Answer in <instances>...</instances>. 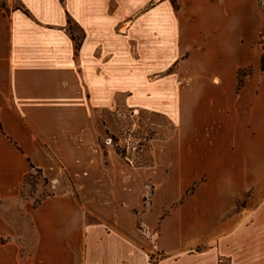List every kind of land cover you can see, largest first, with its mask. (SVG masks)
<instances>
[{
	"label": "crops",
	"instance_id": "crops-1",
	"mask_svg": "<svg viewBox=\"0 0 264 264\" xmlns=\"http://www.w3.org/2000/svg\"><path fill=\"white\" fill-rule=\"evenodd\" d=\"M148 1L0 0V200L21 196L31 166L54 188L69 182L25 203L27 255L21 212L0 210V264H151L158 252L157 264H217L216 247L233 264H264V235L252 251L249 220L225 218L250 189L251 160L264 162V84L234 89L244 67L264 81V0H177L178 9L161 0L145 13L144 46L136 34ZM68 19L84 35L80 49ZM154 73L167 74L154 85ZM123 98L175 122L147 164L103 144L110 127L98 117ZM213 99L223 109L211 111ZM205 173L223 178L217 195L196 187Z\"/></svg>",
	"mask_w": 264,
	"mask_h": 264
},
{
	"label": "rangeland",
	"instance_id": "rangeland-1",
	"mask_svg": "<svg viewBox=\"0 0 264 264\" xmlns=\"http://www.w3.org/2000/svg\"><path fill=\"white\" fill-rule=\"evenodd\" d=\"M14 1V0H12ZM161 0H150L144 3L139 11V20H138V30H137V39L143 43L145 46V13L152 9L157 3ZM175 9L179 8V3L177 0H170ZM7 0H4V3ZM5 6V4H3ZM71 29L73 30V34L77 38H81L82 33L77 26L74 24L71 25ZM261 40L259 41V51L261 56L264 55V33L260 36ZM263 37V39H262ZM141 52H143L141 50ZM140 53L139 58L143 55ZM142 55V56H141ZM259 74L263 75L264 73V66L262 67L261 64L258 66ZM175 69V67H174ZM165 74H152L148 78V82L154 85H158L160 82L159 80L164 77ZM253 75V67L248 66L244 67L240 70H237L235 73V81H234V89L240 92V90L244 89H259L261 85L264 84V81L257 80L255 83V87H253L251 82V77ZM252 85V87H251ZM125 98L118 99L116 103L113 105V110L109 109L106 110L104 113H101L98 117V123L101 127H103V123L109 124L108 131L103 130V144L113 146L115 145L117 151L120 154L124 155V158L131 159L134 164L145 163L147 164L149 161V156L151 154V145L152 141L155 139H167L173 134L174 131V121L170 117H166L165 115H160L154 113V111H145L140 109V107L133 108L126 104ZM143 99H138L141 101ZM180 99L177 97L167 98L165 102L170 104L171 107H177L178 101ZM186 100V99H185ZM190 101H194V99H187ZM205 100V99H203ZM164 101V100H163ZM211 111H219L218 109H223L222 104L217 103V99L211 100V103L208 104ZM251 106V105H249ZM231 112V110H229ZM177 127V125H176ZM106 131V132H105ZM144 156V158L142 157ZM220 158L217 157L216 160ZM128 161V160H127ZM130 163V162H129ZM261 166H264V162H260V165L257 161L251 160V173L254 175L250 178V189L243 195H240L238 198L233 200V204H227V207L230 206V209L227 210L226 219L228 217H240L239 223L241 219H248L249 223L248 226L251 238H250V248L252 251L257 250L258 248L255 247L257 239V235H264V209L257 212L258 206L264 204V191L262 193L257 192V186H261L264 190V176L258 177L259 169H262ZM260 167V168H259ZM219 178V177H218ZM223 178L217 179L214 175L210 173H205L199 182H197L196 187H202L203 192L208 193L209 195H217L214 193V184L215 181H221ZM69 184L68 179L65 175L62 177L61 184L56 188L53 187V184L43 176L42 173L38 171H32V174L28 177L26 182H24L22 189H21V196L14 200H0V210L3 211L5 214L8 215H16V213L21 212V218L25 219V226L27 228V234H21V240L23 242V251L25 254H29L33 248L35 242V235L29 229V221L28 215L24 213V205L26 202H29L31 207H35L39 202L43 199L47 198L48 196L59 194L64 191L66 186ZM219 194V192H218ZM151 196H147L146 200L150 201ZM264 207V206H263ZM249 208V212L243 211V209ZM248 210V209H247ZM244 212L241 214V212ZM255 212V213H254ZM24 213V214H23ZM239 214V215H238ZM238 215V216H237ZM259 218L258 220L262 221L260 223L255 222L254 219ZM139 227L142 225L139 223ZM229 228V227H228ZM219 236H225V234H221ZM240 245V244H238ZM209 246L202 245L199 247V251H206L208 250ZM214 253H218L217 255V264H233V258H227L229 253L226 248L218 249L217 247L214 248ZM163 256L158 252L152 254L150 257L151 264H157L159 260H161ZM250 264H257L258 259L256 258H249Z\"/></svg>",
	"mask_w": 264,
	"mask_h": 264
},
{
	"label": "trees",
	"instance_id": "trees-1",
	"mask_svg": "<svg viewBox=\"0 0 264 264\" xmlns=\"http://www.w3.org/2000/svg\"><path fill=\"white\" fill-rule=\"evenodd\" d=\"M73 24V21L71 19H68V26H69V31L71 32V37L72 39L75 41L76 43V47L77 49H80L81 45H82V42H83V39H84V35L82 33V36L81 38H77L74 34H73V30L71 29V25ZM263 67V66H262ZM122 156H124L123 154H121ZM32 168V171H38L39 173H41V171L35 169L33 166H31ZM32 171L31 173L25 178V182L26 180L28 179V177L32 174ZM41 202H39L36 206H38ZM35 206V207H36Z\"/></svg>",
	"mask_w": 264,
	"mask_h": 264
}]
</instances>
